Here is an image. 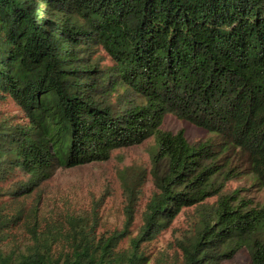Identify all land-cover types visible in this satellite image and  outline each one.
Returning <instances> with one entry per match:
<instances>
[{
  "label": "trees",
  "instance_id": "1",
  "mask_svg": "<svg viewBox=\"0 0 264 264\" xmlns=\"http://www.w3.org/2000/svg\"><path fill=\"white\" fill-rule=\"evenodd\" d=\"M169 113L211 137L166 131ZM150 137L157 191L126 247L132 212L101 230L99 206L46 205L58 169ZM234 158L264 187V0H0V264H148L143 243L187 206L182 258L154 264L244 247L264 264V200L227 188Z\"/></svg>",
  "mask_w": 264,
  "mask_h": 264
},
{
  "label": "rangeland",
  "instance_id": "2",
  "mask_svg": "<svg viewBox=\"0 0 264 264\" xmlns=\"http://www.w3.org/2000/svg\"><path fill=\"white\" fill-rule=\"evenodd\" d=\"M163 128L171 133L184 131L190 142L211 137L206 129L173 113L165 117ZM154 143V137H150L142 144L113 150L108 160L58 169L47 183L52 198L46 205L76 211H90L99 206L101 230L123 229L127 213L132 212L127 237L120 244L126 247L129 237L136 235L143 226V213L157 191L151 173ZM234 160L233 171L225 182L227 188L241 189L240 193L247 199L263 201L264 187L256 182L251 168L242 160ZM198 221L195 207H183L164 230L151 241L143 243L142 246L150 251L148 264H154L161 253L169 258L178 256L181 259L178 242L196 232ZM19 238H23V234ZM220 264H250L249 251L241 248L232 258L224 259Z\"/></svg>",
  "mask_w": 264,
  "mask_h": 264
}]
</instances>
